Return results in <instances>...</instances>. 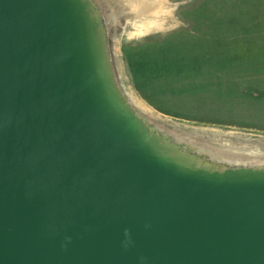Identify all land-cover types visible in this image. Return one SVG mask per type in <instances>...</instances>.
<instances>
[{"label":"water","instance_id":"95a60500","mask_svg":"<svg viewBox=\"0 0 264 264\" xmlns=\"http://www.w3.org/2000/svg\"><path fill=\"white\" fill-rule=\"evenodd\" d=\"M0 264H264V163L141 115L93 0H0Z\"/></svg>","mask_w":264,"mask_h":264},{"label":"rangeland","instance_id":"374dc122","mask_svg":"<svg viewBox=\"0 0 264 264\" xmlns=\"http://www.w3.org/2000/svg\"><path fill=\"white\" fill-rule=\"evenodd\" d=\"M93 1L141 115L216 158L264 163V0H164L137 32L129 0Z\"/></svg>","mask_w":264,"mask_h":264},{"label":"bare ground","instance_id":"6f19581e","mask_svg":"<svg viewBox=\"0 0 264 264\" xmlns=\"http://www.w3.org/2000/svg\"><path fill=\"white\" fill-rule=\"evenodd\" d=\"M129 3L133 5L135 9V14L132 19L138 21L142 20L141 28L138 29V27L137 29L133 30L134 32H137L145 30L147 28V25L151 23V20L158 17L159 9L163 6L164 0H129ZM200 148L201 147H199V149ZM219 160L234 163L233 161L231 162V160Z\"/></svg>","mask_w":264,"mask_h":264}]
</instances>
